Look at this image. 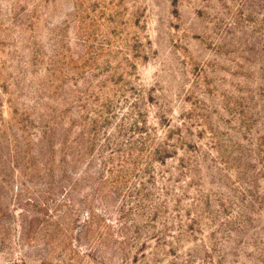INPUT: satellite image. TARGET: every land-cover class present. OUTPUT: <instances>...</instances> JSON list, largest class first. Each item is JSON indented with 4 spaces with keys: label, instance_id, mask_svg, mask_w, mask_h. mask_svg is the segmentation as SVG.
Instances as JSON below:
<instances>
[{
    "label": "rangeland",
    "instance_id": "1",
    "mask_svg": "<svg viewBox=\"0 0 264 264\" xmlns=\"http://www.w3.org/2000/svg\"><path fill=\"white\" fill-rule=\"evenodd\" d=\"M0 264H264V0H0Z\"/></svg>",
    "mask_w": 264,
    "mask_h": 264
}]
</instances>
